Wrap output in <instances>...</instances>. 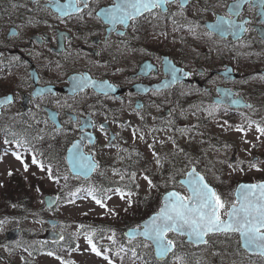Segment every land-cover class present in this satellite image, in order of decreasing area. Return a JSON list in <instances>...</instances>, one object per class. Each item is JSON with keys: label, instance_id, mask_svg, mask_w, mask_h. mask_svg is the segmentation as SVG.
<instances>
[{"label": "flooded vegetation", "instance_id": "1", "mask_svg": "<svg viewBox=\"0 0 264 264\" xmlns=\"http://www.w3.org/2000/svg\"><path fill=\"white\" fill-rule=\"evenodd\" d=\"M56 2L64 4L67 0ZM235 2L184 0L183 9L179 2L168 3L124 26L110 24L105 15L99 14L114 0H90L88 8L70 15L55 9L50 0H0V99L13 98L0 108V126L7 125L3 116L16 114L23 121L19 126H31L60 140L61 131L75 128L78 133L73 140L85 135L83 149L97 160L99 175L101 141H105L106 148L119 151L118 158L123 161L120 168L128 175L132 148H124L127 141L122 126L133 127V134L137 133L136 126L160 129L165 119L170 120L167 127L171 130H179L177 122L183 128L196 126V120L185 116H198V111L209 104L235 115H241L244 109L264 111V9L260 0L242 3L239 15L231 16L247 31L238 35L225 32L223 37L218 33L208 35V26L219 17L228 18L229 6ZM147 30L160 34L162 39L148 46L143 34ZM165 55L189 71V81L142 94L136 91L137 83L153 85L166 78ZM148 60L145 73L139 74L140 65ZM33 68L42 86L64 87L69 79L79 80L90 73L94 79L108 78L124 87V93L104 96L87 88L73 95L58 90L34 97ZM27 95L31 98L25 109ZM226 97L238 101L242 97L251 107L234 108L219 102ZM48 108L58 111L62 127L50 120ZM121 110L126 113L122 115ZM109 111L112 116H103ZM81 121L90 123L81 128ZM112 135L114 141L110 142Z\"/></svg>", "mask_w": 264, "mask_h": 264}, {"label": "rangeland", "instance_id": "2", "mask_svg": "<svg viewBox=\"0 0 264 264\" xmlns=\"http://www.w3.org/2000/svg\"><path fill=\"white\" fill-rule=\"evenodd\" d=\"M143 34L148 46L155 45L162 39L160 34H151L150 30ZM6 80L7 78L4 81ZM108 113L112 116L111 111L104 112L103 116ZM120 113L123 115L126 112L121 110ZM6 117L11 116L6 115ZM185 117L187 120H196V126L183 128L178 122L176 126H180L179 130H171L167 126L160 129H153L150 125L145 129L144 126H136L137 133L134 134L133 127H117L122 129V136L126 138L127 144L124 148H132L129 158L136 152L141 161V164L129 175L116 172L123 163L122 159L118 158L119 151L110 148L111 146L106 148L105 141H101L102 146L98 150L101 157V174L113 183V187L125 185L124 190H121L125 193V198L121 199L120 195L115 193L117 188H112L108 196L111 198L104 203L106 207H101L90 198V195L74 201L70 194L72 193L70 181L62 163V156L56 152V146L69 144L77 135V129L66 128L64 132L61 131V140L57 135L46 140L32 136L34 138L32 146L55 159L56 164L52 173L58 177V181H51L47 170H41L38 164L32 163L35 156L33 153H23L18 147L13 146L17 149L16 152L21 154L24 162L22 164L12 155L11 146L0 138V209L4 207V211L1 209L3 223L0 224V237L12 227H22L24 241L35 237V241L41 242V236L50 228L47 218L52 217L60 220L58 228L67 236L71 235L76 241L75 248L67 249L60 246L58 253L52 256L47 254L48 251L28 252L21 243H0V264H108V260L102 255L97 256L92 252L86 236L91 234L92 238L97 239L96 223H106L109 226H121L126 221L132 223L138 216L144 214V209L150 204L149 201L141 198L155 200L157 205V192L172 182L171 176L166 177L162 174L163 165L171 156L175 157L174 169L177 172L183 173L192 164H196L214 183L222 198L228 201L234 199V188L238 181L264 180V135L256 130L257 125L264 127V111L245 109L241 115H235L221 112L216 106L209 104L198 111V116L190 113ZM149 120L152 122L153 118ZM136 121L140 123L141 118H137ZM241 128L243 131L238 130ZM35 158L37 159L36 156ZM253 163L257 165L256 168L250 166ZM24 164L28 165L27 171ZM166 169L170 174V167L167 166ZM9 172L12 174L9 175ZM132 174H135L134 178ZM145 176L151 180L154 187H149ZM75 181H81L85 187L88 180L83 181L80 177L73 176L72 187L80 190V183ZM96 182L99 180L89 183ZM21 192H27L29 195L26 197L29 210L18 212L17 215L6 212L9 208L8 201L14 200V195ZM47 194H60L64 199L53 209H49L44 202ZM157 208L159 209V206ZM118 231L117 228L107 230L97 241L109 244L118 239ZM171 238L181 244V251L173 256L171 264H188L185 258L186 252H196L198 264H264V259L259 255H251L241 249L238 234L212 235L209 237V243L200 248L184 243L182 237L177 234H172ZM137 243L144 250L150 248L143 247V244L147 243L145 240ZM101 248L108 252L105 245ZM116 259L118 261L113 264H137L133 258L123 259L117 256Z\"/></svg>", "mask_w": 264, "mask_h": 264}, {"label": "snow or ice", "instance_id": "3", "mask_svg": "<svg viewBox=\"0 0 264 264\" xmlns=\"http://www.w3.org/2000/svg\"><path fill=\"white\" fill-rule=\"evenodd\" d=\"M50 2L65 15H70L72 12H82L84 8H88V0H67V3L60 4L56 0ZM179 2L180 8L185 7L184 0H114L112 6L105 10V18L110 24L119 23L128 26L129 21H135L139 16L146 12H151L154 8H161L168 3ZM254 0H236V2L229 6V17H219L215 24L209 25L210 31L208 35L218 33L221 37L225 32L233 35H238L247 29L244 24H237L232 15H239V9L242 3L252 4ZM83 5V8H81ZM260 6L264 9V0H260ZM264 15V11L261 12ZM247 23V22H244ZM264 23V20H262ZM227 26V27H225ZM173 79L175 76V69H171ZM91 85L95 89L101 91L112 90V85L107 82H96L89 77H82L79 80L74 79L73 87L77 90H83ZM106 94V91H105ZM12 97H5L0 101V104H10ZM233 104H239L238 100H233ZM251 107L250 105H246ZM211 114V113H210ZM55 120V114L51 116ZM70 119H72L70 117ZM81 128L90 121H81ZM103 130L104 125L100 126ZM243 131V129H238ZM256 130L264 135V127L257 125ZM91 141V137H88ZM84 137H81L83 140ZM5 143H9L5 140ZM17 147H22L27 144V141H15ZM29 150V149H26ZM70 153V161L72 163L73 172L77 175L87 176L89 172L93 171L98 165L94 159L83 153L81 150V141H76L72 147L68 149ZM7 154V153H5ZM12 155L23 164L22 156L19 152L13 151ZM33 164H38L41 170H45L42 163H39L35 156L32 159ZM159 163V160H157ZM256 168L255 163L250 165ZM25 171L28 165L24 164ZM259 170V169H258ZM49 179H55L52 169H47ZM12 173L9 172V175ZM135 174H132L134 178ZM187 180L181 181V185H186L188 195L183 196L178 192H168L164 199L163 205L159 211L149 218L143 224L142 231L133 230L128 233L130 236H142L147 243L143 247H154L157 255L160 257L168 254L175 246V241L168 238L169 233L186 236L188 242L196 245L208 244L206 239L209 235L221 234L231 236L238 234V243L245 249L258 253L264 257V182L255 184H240L235 190V198L231 201L225 200L222 196L205 181V178L199 175L195 169L187 173ZM149 187H154L147 176ZM123 179V177H121ZM115 193L120 195L121 199L125 198V193L121 189H115ZM92 195V192H89ZM110 199L111 197H106ZM93 199L101 207H106L102 199L93 195ZM71 202V201H70ZM3 221H0L2 224ZM60 239H63L61 236ZM87 243L91 246L92 252L97 256L102 255L93 238L90 235L86 236ZM134 251V250H133ZM49 256L54 253H47ZM174 254V253H173ZM104 259L108 260V264H113L107 256Z\"/></svg>", "mask_w": 264, "mask_h": 264}, {"label": "trees", "instance_id": "4", "mask_svg": "<svg viewBox=\"0 0 264 264\" xmlns=\"http://www.w3.org/2000/svg\"><path fill=\"white\" fill-rule=\"evenodd\" d=\"M81 188V185H80ZM87 189H89V191L92 192V195H95L96 197H102L103 196V184H89L87 187H85ZM71 191H75V187H70ZM102 192V193H101ZM28 193L27 192H21L20 194L14 195V200H12L13 202L17 203V206L15 208L16 212H24V211H28L29 210V205L28 202L26 201V197H28ZM149 206L144 209V213L150 214L151 212H153L155 210V207L153 206L152 202H149ZM2 210H4V207L1 208ZM0 209V219L2 218V212ZM6 212H13L12 210H7ZM145 214H142V216H138L137 220H141L144 217ZM136 222L135 220L132 222L134 223ZM131 224V222H130ZM101 225L103 226H99V231L97 232V234L100 236L101 234H104L105 231L109 230V229H114L115 227H112L106 223H102ZM118 234L121 236V243L119 244V248L118 249H109L108 252H106V255L115 259L117 256H121L123 258H125L127 255H133L136 250V248L133 246H131V244L125 243V239L123 236V228L119 227L118 228ZM5 241V240H4ZM47 242V241H46ZM72 242V241H71ZM49 243L47 242V245ZM28 249L30 251H36L39 252V248L36 246V243L31 242L28 245ZM134 250V251H133Z\"/></svg>", "mask_w": 264, "mask_h": 264}, {"label": "water", "instance_id": "5", "mask_svg": "<svg viewBox=\"0 0 264 264\" xmlns=\"http://www.w3.org/2000/svg\"><path fill=\"white\" fill-rule=\"evenodd\" d=\"M176 77H177V75H176ZM180 77H177L176 79H179ZM176 79L174 80L173 79V75H171V77H170V80L171 81H173L174 80V82L176 81ZM96 82H107V81H96ZM151 87H156V88H160V87H164V86H162L161 84H156V85H151V86H147V88L146 89H149V88H151ZM113 88V87H112ZM99 92H102V93H105V91H106V93H109V92H114L115 90L114 89H112V90H105V91H101L100 89H97ZM118 91L119 92H121V91H123L122 89H118ZM147 91V90H146ZM227 99V101H229V102H232L233 101V99L232 98H230V97H227L226 98ZM2 105H4V104H0V106H2ZM246 105H248L247 103H245L244 104V106H246ZM76 141H81V150H82V144H83V140H76ZM75 141V142H76ZM74 142V143H75ZM89 156H91V155H89ZM69 157H70V153L68 152V161H69V164H70V166H71V169H72V171H73V167H72V163H71V161H70V159H69ZM92 157V156H91ZM193 169H195V171L199 174V175H201L197 170H196V168L195 167H193L191 170H193ZM190 170V171H191ZM74 173V172H73ZM92 173V171L91 172H89L88 173V175L87 176H84V175H82V176H84V177H89L90 176V174ZM75 174V173H74ZM201 176H203V175H201ZM187 176L185 177V178H182L181 179V181H186L187 180ZM205 181L207 182V180L205 179ZM260 182H264V181H260ZM260 182H255V183H260ZM208 183V182H207ZM255 183H251V182H241V183H239L238 185H240V184H255ZM209 184V183H208ZM186 186V185H185ZM209 186L210 187H212L213 189H214V187L213 186H211L210 184H209ZM187 187V186H186ZM238 187V186H237ZM173 191H175V192H178V193H180L179 191H177V190H172V191H170V192H173ZM167 194V193H166ZM165 194V195H166ZM181 194V193H180ZM165 195H164V197H165ZM182 195V194H181ZM57 200H58V198H57V196H51V195H49V196H46V203H47V205L49 206V207H51V206H54L56 203H57ZM155 214V213H154ZM154 214H152L151 216H153ZM150 216V217H151ZM149 217V218H150ZM149 218H147L146 220H144L142 223H141V227H131V228H129L128 230H126V235L128 236V237H131V238H133V236H130V235H128V233H130V232H132L133 230H136V231H142L143 230V224L147 221V220H149ZM49 222L52 224V225H56V224H58V221H55V220H49ZM21 233H22V230L21 229H19V228H17V229H13V230H11L9 233H8V240H16L20 235H21ZM62 236V233L60 232V231H49L47 234H46V238H49V239H52V240H59L60 239V237ZM139 235H137V236H135V237H138ZM142 237V236H141ZM206 239H207V237H206ZM187 241H188V238L186 239ZM245 249V248H244ZM174 250V248L170 251V252H172ZM247 251H249L250 253H256V252H253V251H250V250H248V249H246ZM156 251V250H155ZM170 252L168 253V254H166L165 256H163V257H160V256H158L157 255V252H156V256L160 259V260H163V259H165V258H167L168 256H169V254H170Z\"/></svg>", "mask_w": 264, "mask_h": 264}]
</instances>
